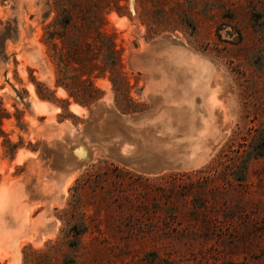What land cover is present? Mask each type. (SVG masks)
<instances>
[{
	"label": "rangeland",
	"instance_id": "obj_1",
	"mask_svg": "<svg viewBox=\"0 0 264 264\" xmlns=\"http://www.w3.org/2000/svg\"><path fill=\"white\" fill-rule=\"evenodd\" d=\"M194 68L228 130L138 168ZM261 129L264 0H0V264H264V154L229 174Z\"/></svg>",
	"mask_w": 264,
	"mask_h": 264
},
{
	"label": "bare ground",
	"instance_id": "obj_2",
	"mask_svg": "<svg viewBox=\"0 0 264 264\" xmlns=\"http://www.w3.org/2000/svg\"><path fill=\"white\" fill-rule=\"evenodd\" d=\"M184 72L186 84L183 93L187 97L165 107L166 111L169 108L170 110L166 119L161 120L162 126L159 128L167 137L163 142L160 141L164 146L161 144L154 146L158 151L153 152L156 154L155 157L150 155L151 160L154 159L153 162L158 164L165 161L188 165L203 162L230 125L225 112L227 105L216 77L202 68ZM145 147L149 149L148 144ZM148 159H143L138 165L143 169H151L153 167L151 165L154 164L150 163V158Z\"/></svg>",
	"mask_w": 264,
	"mask_h": 264
},
{
	"label": "trees",
	"instance_id": "obj_3",
	"mask_svg": "<svg viewBox=\"0 0 264 264\" xmlns=\"http://www.w3.org/2000/svg\"><path fill=\"white\" fill-rule=\"evenodd\" d=\"M111 54V60L112 65L117 64V59L113 55V52L109 50ZM124 80V78H123ZM92 85V84H91ZM253 140L250 141L248 144V147L243 151V153L239 156L237 161H232L231 166L229 168L231 169V172H229L230 175H232V178L236 181L242 182L246 177V170L248 167V163L251 159L257 158L259 156H262L264 154V129H261L258 131V133L253 136ZM228 157V154H223V156H217L211 164L207 165L204 169L199 168L196 170H193L191 172H182V173H170L168 174L169 177H175V176H193L196 175L197 177H200L207 180H212L214 175L216 174V171L218 170V167L220 165H223L224 158ZM230 160V159H229ZM228 166V165H227ZM163 177V176H162ZM62 264H76L75 260L71 257H68L67 255L64 256L62 260Z\"/></svg>",
	"mask_w": 264,
	"mask_h": 264
},
{
	"label": "crops",
	"instance_id": "obj_4",
	"mask_svg": "<svg viewBox=\"0 0 264 264\" xmlns=\"http://www.w3.org/2000/svg\"><path fill=\"white\" fill-rule=\"evenodd\" d=\"M151 117H152V116H151ZM151 117H150V118H151ZM152 119H153V118H152ZM150 121H151V122H156V121H153V120H151V119H150ZM157 122H158V121H157ZM159 124H160V122H159ZM148 158H150V161H151V157H150V155H146V156H144L143 159H147V160H149ZM135 166H138V168H141V166H139L138 164H135ZM142 169H143V168H142Z\"/></svg>",
	"mask_w": 264,
	"mask_h": 264
}]
</instances>
